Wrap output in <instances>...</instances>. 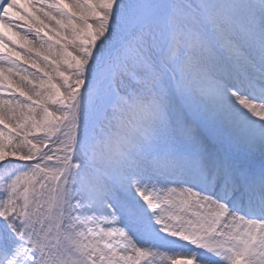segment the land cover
<instances>
[{"label": "snow or ice", "instance_id": "snow-or-ice-1", "mask_svg": "<svg viewBox=\"0 0 264 264\" xmlns=\"http://www.w3.org/2000/svg\"><path fill=\"white\" fill-rule=\"evenodd\" d=\"M0 264H264V0H0Z\"/></svg>", "mask_w": 264, "mask_h": 264}, {"label": "bare ground", "instance_id": "bare-ground-1", "mask_svg": "<svg viewBox=\"0 0 264 264\" xmlns=\"http://www.w3.org/2000/svg\"><path fill=\"white\" fill-rule=\"evenodd\" d=\"M49 27H54V24L53 25H50ZM45 33H47V36H52V33L51 32H48L47 29H45L41 33V35H45ZM6 35L7 36H10L11 39L15 40V42H16L17 45H22V46L25 45V41L21 37H19V36H12L11 33H8V32H6ZM29 39H31V36H29ZM27 47H30V46H25L21 50H27ZM69 51H72V49L69 48ZM5 52H6V54H9V55L12 54L11 51H10V49H7V48L5 49ZM13 58L17 59L24 67H28L32 71H35V69L31 67V64L28 63V62H26V58H24L22 56H13Z\"/></svg>", "mask_w": 264, "mask_h": 264}]
</instances>
